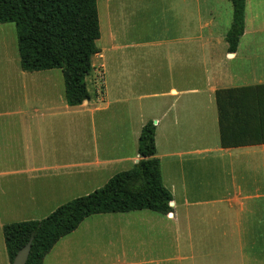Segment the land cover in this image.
I'll return each instance as SVG.
<instances>
[{
  "label": "crops",
  "instance_id": "0c3cea01",
  "mask_svg": "<svg viewBox=\"0 0 264 264\" xmlns=\"http://www.w3.org/2000/svg\"><path fill=\"white\" fill-rule=\"evenodd\" d=\"M97 4L88 101L67 103L60 69H0V264H11L5 225L42 220L133 169L149 121L172 212L90 216L44 264H264V143L222 148L216 103L219 89L264 85V0H246L234 53L231 0Z\"/></svg>",
  "mask_w": 264,
  "mask_h": 264
},
{
  "label": "trees",
  "instance_id": "16d2710c",
  "mask_svg": "<svg viewBox=\"0 0 264 264\" xmlns=\"http://www.w3.org/2000/svg\"><path fill=\"white\" fill-rule=\"evenodd\" d=\"M97 1L0 0V24L15 23L17 27L22 70H62L70 106L90 99L87 77L94 70L93 57L100 52ZM231 2L234 18L227 42L229 52L234 53L245 30L246 0ZM216 103L222 148L264 143V85L219 89ZM155 135L154 122H147L139 137V162L133 169L116 174L104 187L60 206L42 220L5 225L10 263L33 236L26 264H44L54 246L93 215L140 210L171 213L173 197L163 184Z\"/></svg>",
  "mask_w": 264,
  "mask_h": 264
},
{
  "label": "rangeland",
  "instance_id": "374dc122",
  "mask_svg": "<svg viewBox=\"0 0 264 264\" xmlns=\"http://www.w3.org/2000/svg\"><path fill=\"white\" fill-rule=\"evenodd\" d=\"M98 44V43H97ZM101 45V43L98 44V46ZM18 61V62H16ZM15 64H20V56L18 51V37H17V27L15 23H9V24H0V69L10 67ZM205 84V80H204ZM4 88L3 85H0V94L3 95L2 89ZM158 89V87H156ZM209 94L207 92L204 93V107L207 108V106H210L209 99L207 98ZM214 96L212 97V104L213 108H215V103H213ZM204 141L202 144V147H211L214 146L218 140L217 133L210 134V135H204L203 136ZM210 161H204L203 162V171L200 173H207L206 170L209 167ZM208 164V165H206ZM196 173H199L198 170ZM172 264H178V263H172Z\"/></svg>",
  "mask_w": 264,
  "mask_h": 264
},
{
  "label": "water",
  "instance_id": "95a60500",
  "mask_svg": "<svg viewBox=\"0 0 264 264\" xmlns=\"http://www.w3.org/2000/svg\"><path fill=\"white\" fill-rule=\"evenodd\" d=\"M170 205L172 206L173 203L171 202ZM33 239H34V237L32 236L30 241L27 243V245L18 252V254L15 257L13 264H26L27 263L28 258H29L30 253H31Z\"/></svg>",
  "mask_w": 264,
  "mask_h": 264
},
{
  "label": "built area",
  "instance_id": "2783aa9c",
  "mask_svg": "<svg viewBox=\"0 0 264 264\" xmlns=\"http://www.w3.org/2000/svg\"><path fill=\"white\" fill-rule=\"evenodd\" d=\"M96 83H97L96 86L98 87V90H102L103 84H104V74L103 73H99Z\"/></svg>",
  "mask_w": 264,
  "mask_h": 264
}]
</instances>
